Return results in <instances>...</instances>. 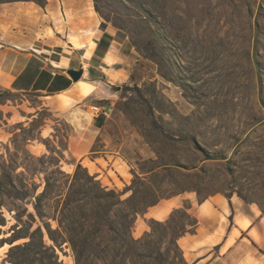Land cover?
<instances>
[{"label": "rangeland", "instance_id": "obj_1", "mask_svg": "<svg viewBox=\"0 0 264 264\" xmlns=\"http://www.w3.org/2000/svg\"><path fill=\"white\" fill-rule=\"evenodd\" d=\"M101 1L117 12L111 17L124 19L125 13L128 20L135 21L131 30L134 37L141 39L146 49L142 51L155 60L139 55L129 34L105 22L94 11L93 1L85 0L84 10L104 23L115 42H124V52L131 51L135 59L126 80L113 86L138 88L110 89L112 98L94 101L96 106L109 109L96 139L98 153L89 154L90 158L104 157L99 158L102 171L93 174L96 180L123 192L136 174L146 182H155L156 197L169 195L178 186L197 185L202 193L242 200L238 196L241 195L249 204L264 208V0ZM9 3L12 2L0 7ZM50 26L51 22L40 20L33 35L40 41V48L55 52L53 58L65 57L70 68L83 70L97 61L95 56L91 60L83 58V51L71 52L63 43L61 22L54 24L53 31ZM56 44L62 48L47 46ZM104 48L99 47L95 53L100 55ZM91 79L86 74L83 80ZM6 98L0 104V120L5 122L0 123V164L5 160L12 166V174L23 173L32 178L40 192L44 186L41 171L55 170L50 159H43V164L35 159L52 155L40 142L43 139L52 150L63 152L59 170L71 175L76 160L61 149L63 135L71 134L65 118L69 113L42 107V98L36 94L19 93ZM142 98L150 106L156 124L151 123ZM78 109L86 110L82 106ZM88 111L93 117L91 109ZM36 112L44 120L32 132L36 139L26 142L17 124L27 130ZM11 132L17 135L15 142H10ZM201 151L216 159L204 160ZM113 156L119 165L118 173L110 166ZM84 165H89V161ZM175 166L182 167L180 173ZM57 179L58 186L63 187L62 175L57 174ZM129 194L124 193L122 198ZM176 196L196 199V193L190 190ZM4 201L8 207L14 203L17 210L24 207L19 202ZM26 208L34 214L31 204ZM3 213L7 224L0 228L1 237L8 236L9 227L15 223L13 213L5 208ZM149 220L142 215L136 218L134 238L150 230ZM49 222L55 229L56 222ZM36 224L41 225L37 218ZM3 248L7 252L9 246ZM60 258L66 264H74L68 246L63 245Z\"/></svg>", "mask_w": 264, "mask_h": 264}, {"label": "crops", "instance_id": "obj_2", "mask_svg": "<svg viewBox=\"0 0 264 264\" xmlns=\"http://www.w3.org/2000/svg\"><path fill=\"white\" fill-rule=\"evenodd\" d=\"M84 6L85 0H48L44 7L32 2H12L0 7V87L15 93L36 94L42 98V107L67 111L69 115L65 118L72 130L66 153L93 175L102 171L99 158L104 157L90 158L89 154L109 109L101 108L104 111L99 114L104 116L101 125L96 123L99 115L90 117L88 109L95 105L94 101L114 96L110 85L126 80L135 59L131 51L124 52V42H115L108 28L100 29L99 19L85 11ZM38 20L51 22L52 31L54 24L61 22L63 43L71 52L83 51L82 57L89 60L95 56L97 61L88 64L79 81L73 82L67 75L70 68L67 58H53V50L39 47L40 41L33 35ZM104 34L110 39L98 55L95 50ZM47 46L62 48L61 44ZM86 74L92 79L83 80ZM89 86L93 87L90 93L86 92ZM80 106L86 110H79ZM86 160L89 165H84ZM110 163L118 173L114 156ZM183 201L190 203L189 211L198 221L194 233L177 240L188 264H264V212L235 196L215 194L201 203L194 197L175 196L148 208L142 218L163 220ZM5 252L0 247V264H9L4 261Z\"/></svg>", "mask_w": 264, "mask_h": 264}, {"label": "trees", "instance_id": "obj_3", "mask_svg": "<svg viewBox=\"0 0 264 264\" xmlns=\"http://www.w3.org/2000/svg\"><path fill=\"white\" fill-rule=\"evenodd\" d=\"M47 1L5 0L0 1V4L33 2L39 7H44ZM92 1L94 11L100 18L129 34L139 55L149 60H155V57L142 51L146 49L141 45V39L134 37L131 30L135 21L128 20L125 13L122 14L124 19L111 17L112 13L117 14V12L109 10L101 0ZM103 28H105L104 23L101 22L100 29ZM109 39L110 36L104 34L98 43V49L99 47L106 48ZM110 86L114 91L120 89L138 91L134 85L132 87L122 85L120 88ZM14 94L19 93L1 89L0 104H4L2 100H7V96ZM142 100L144 104H147L145 99L142 98ZM147 108L151 123L156 124L148 104ZM36 114L37 116H31L33 118L29 122L27 130L24 129L23 124H17L24 132L26 142L35 140L36 137L32 135V132L42 126L41 123L44 119L41 118L40 113L36 112ZM103 120L104 116L99 115L96 118V123L101 125ZM1 121L3 120H0V123ZM3 123L5 124L4 121ZM70 130L72 129L70 128ZM11 133L10 142H15L17 135L14 132ZM69 135H63L62 151L67 150ZM40 142L52 155L49 157L43 155L35 159L43 164V159L48 158L50 164L55 167V170L49 172L41 171L44 174V186L40 192H37V186L32 178H28L23 173L12 174V166L5 160H2V164H0V228L7 224L3 208L9 214L13 213L12 216L15 220V223L8 229V236L1 237L3 232L0 229V247L9 246L5 253V262L9 264H66L60 258V253H63V245H65L72 251L74 264H188L177 243V240L185 234L194 233L198 225L197 219L189 211L191 206L188 201H183L180 207L174 208L163 222L150 219L148 221L150 230L144 231L140 238L133 237L136 218L145 214L148 208L156 205L159 201L182 194L187 190L196 193L198 203L203 202L213 193H202L197 185H192L190 187L178 186L169 195L156 197L154 196L155 182H146L136 174H134L130 185L123 192H119L116 189L103 186L96 180L95 175H90L87 169L82 167L80 161L76 162L71 175L62 174L59 168L63 152L52 150L47 141L43 139H40ZM97 151L96 140L90 153L95 154ZM201 152L204 154V160L216 159L209 157L204 151ZM181 168V166H175L174 169L180 173ZM145 172L151 171H142V173ZM57 174L62 175L63 187L58 186ZM127 192L130 194L122 198V195ZM150 196L153 197L148 200ZM238 196L248 203L244 197ZM4 198L19 202L24 206L23 209H15L12 202L8 207ZM27 204L32 205L34 214L28 212ZM258 208L264 212L261 205H258ZM36 218L41 222V225L36 224ZM50 220L56 222L55 229H52ZM34 224L36 226L33 228ZM5 235H7L6 232Z\"/></svg>", "mask_w": 264, "mask_h": 264}, {"label": "water", "instance_id": "obj_4", "mask_svg": "<svg viewBox=\"0 0 264 264\" xmlns=\"http://www.w3.org/2000/svg\"><path fill=\"white\" fill-rule=\"evenodd\" d=\"M66 73L73 82H77L82 77L83 69L82 68H80V69L69 68L66 70Z\"/></svg>", "mask_w": 264, "mask_h": 264}, {"label": "built area", "instance_id": "obj_5", "mask_svg": "<svg viewBox=\"0 0 264 264\" xmlns=\"http://www.w3.org/2000/svg\"><path fill=\"white\" fill-rule=\"evenodd\" d=\"M90 109H91V114L93 117H96L100 113L104 112L101 110V107L96 106V105L91 106Z\"/></svg>", "mask_w": 264, "mask_h": 264}, {"label": "bare ground", "instance_id": "obj_6", "mask_svg": "<svg viewBox=\"0 0 264 264\" xmlns=\"http://www.w3.org/2000/svg\"><path fill=\"white\" fill-rule=\"evenodd\" d=\"M110 77V76H109ZM114 80H116L117 79V77H115V76H113L112 77ZM93 91V87L92 86H89L87 89H86V92H92Z\"/></svg>", "mask_w": 264, "mask_h": 264}]
</instances>
